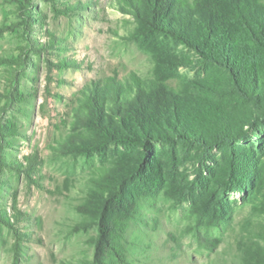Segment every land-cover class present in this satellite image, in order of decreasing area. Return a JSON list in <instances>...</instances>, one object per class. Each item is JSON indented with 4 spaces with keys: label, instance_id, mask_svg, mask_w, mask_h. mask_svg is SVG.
Here are the masks:
<instances>
[{
    "label": "rangeland",
    "instance_id": "obj_1",
    "mask_svg": "<svg viewBox=\"0 0 264 264\" xmlns=\"http://www.w3.org/2000/svg\"><path fill=\"white\" fill-rule=\"evenodd\" d=\"M131 12L124 0H0V157L25 166L37 159L31 178L0 170V210L23 234L17 242L14 231L0 228V264H15L16 242L17 264H93L97 226L78 208L98 168L127 153L135 158V150L82 148L92 137L78 116L84 92L136 78L193 103L211 100L234 118L249 113L224 70L205 66ZM254 130L232 147L207 151L154 143L166 173L199 195L179 198L165 189L143 199L126 236L128 264H240L237 241L257 238L264 227V126ZM233 149L248 179L243 190L225 181ZM204 200L212 206L202 215ZM15 210L24 221H15ZM200 235L220 243L208 248Z\"/></svg>",
    "mask_w": 264,
    "mask_h": 264
},
{
    "label": "trees",
    "instance_id": "obj_2",
    "mask_svg": "<svg viewBox=\"0 0 264 264\" xmlns=\"http://www.w3.org/2000/svg\"><path fill=\"white\" fill-rule=\"evenodd\" d=\"M124 3L150 30L172 37L195 53L205 66L224 70L235 95L247 102L250 109L243 118H234L211 100L193 103L161 84L144 87L136 78L133 85L107 81L84 92L78 116L85 121L92 137L82 148L101 151L123 146L135 150L131 151L135 158L127 153L116 158L111 166L98 168L94 189L78 208L97 226L93 264H128L126 236L131 223L141 216L143 199L165 189L179 198L199 195L193 184L186 185L166 173L153 151L154 143L192 144L207 151L213 147H232L233 142L247 140L255 127L264 126V0H124ZM67 64L76 62L64 61L61 66ZM36 163V158L25 166L0 157V170L9 168L31 178ZM243 166L239 152L231 150L225 181L233 191L243 190L248 184ZM211 206V200H204L199 205L203 211H198L203 215ZM261 207L264 209V203ZM210 214L215 224L218 216ZM21 216L15 210V221H24ZM1 227L14 231L17 242L23 241V234L2 210ZM198 240L208 248L220 243L202 235ZM237 250L240 264H264V227L255 239H239Z\"/></svg>",
    "mask_w": 264,
    "mask_h": 264
}]
</instances>
